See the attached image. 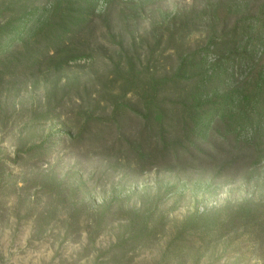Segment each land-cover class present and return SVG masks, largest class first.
Returning a JSON list of instances; mask_svg holds the SVG:
<instances>
[{
  "label": "rangeland",
  "instance_id": "rangeland-1",
  "mask_svg": "<svg viewBox=\"0 0 264 264\" xmlns=\"http://www.w3.org/2000/svg\"><path fill=\"white\" fill-rule=\"evenodd\" d=\"M262 21L0 0V264H264Z\"/></svg>",
  "mask_w": 264,
  "mask_h": 264
},
{
  "label": "trees",
  "instance_id": "trees-1",
  "mask_svg": "<svg viewBox=\"0 0 264 264\" xmlns=\"http://www.w3.org/2000/svg\"><path fill=\"white\" fill-rule=\"evenodd\" d=\"M260 22H261V20H259V23ZM262 22L264 23V21H262ZM234 31H235V34L237 35L238 29H235ZM241 33H244V28H241ZM245 33H246V30H245ZM243 36H245V35H243ZM239 57H240V55H239ZM258 90H264V78H263V84L260 86V88ZM229 109H230V107L227 108V112L229 111Z\"/></svg>",
  "mask_w": 264,
  "mask_h": 264
}]
</instances>
